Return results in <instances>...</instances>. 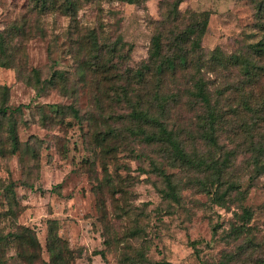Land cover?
Wrapping results in <instances>:
<instances>
[{
    "label": "rangeland",
    "instance_id": "rangeland-1",
    "mask_svg": "<svg viewBox=\"0 0 264 264\" xmlns=\"http://www.w3.org/2000/svg\"><path fill=\"white\" fill-rule=\"evenodd\" d=\"M46 1L52 7L40 12L39 0H0V31L25 25V38L17 40L23 43L21 68L25 76L37 70L44 87L37 93L15 70L0 68V86L9 91L8 106L21 107V114L15 115L18 150L12 151L6 128L0 127V233L27 228L39 245L35 264L49 261V232L74 252L70 264H129L126 257L139 251L150 264H216L223 252L234 253L240 243L225 236L240 224L242 210L248 209L250 233L262 250L243 259L261 264L264 170L259 172L254 163L264 161V122L258 114L239 108L245 79L234 68L202 73L212 81L214 93L226 90L218 103L222 118L215 126L216 148L210 149L201 138L199 127L206 125L202 108L190 107L182 98L172 117L182 125L188 149L196 150L203 160L220 152V160L230 155L224 181L238 184L243 196L235 189L226 197V207H220L197 184L204 182L203 173L171 169L156 148L127 134L131 110L117 103L125 86L121 75L147 60L151 38L163 28L164 14L176 0H144L139 5L124 0H75L70 10L66 0ZM260 2L182 0L179 19L164 25V32L174 27L184 30L206 18L203 52L219 49L225 57L253 56V46L264 41L257 14ZM90 30L100 42L117 48L110 57L108 78L97 73L94 60L92 64L87 59L88 47L78 44L77 35ZM55 71L65 73L66 92L45 84ZM256 87L259 103L264 101V77ZM57 106H73L79 119L69 112L55 113ZM111 129L117 139L106 135ZM104 136L106 141L99 142ZM151 160L170 175L178 203L165 198L167 185ZM225 189L226 184L219 193ZM192 243H197L196 252ZM16 256L10 247L1 259L4 264H25Z\"/></svg>",
    "mask_w": 264,
    "mask_h": 264
},
{
    "label": "trees",
    "instance_id": "trees-1",
    "mask_svg": "<svg viewBox=\"0 0 264 264\" xmlns=\"http://www.w3.org/2000/svg\"><path fill=\"white\" fill-rule=\"evenodd\" d=\"M124 1L128 4L139 5L144 0ZM181 1H174L171 9L164 14L161 23L163 28L152 36L147 60L136 70L128 68L126 73L121 75L125 86L121 88L117 103L127 104L131 110L127 118L130 127L126 129L130 137L140 138V144L156 148L158 157L163 159L171 169L203 173L204 182H198L199 187L206 194H210L213 203L220 207H226V197H230L233 190H238L240 196H243V192L238 189V184L224 181L230 155L227 154L223 160H220L222 157L220 152L218 155L211 154L206 160H203L196 150H189L182 134L184 132L181 128L182 125L172 119L173 112L182 98H186L188 106L202 108L206 112V125L199 127L202 131L200 132L202 133L201 138L206 141L210 149L216 148L218 143L215 126L222 118L219 115L218 103L226 90H216L214 93L211 90L212 81L206 79L205 74L202 73L204 70L214 73L218 70L227 71L229 68H234L245 79L243 88L240 89L243 94L240 103H238L240 104L239 108H242L247 114H258L257 119L264 122V101L258 103L254 90L261 77H264V63H260L261 60H264V41L253 46L255 48L253 56L255 57L245 55L225 57L219 49L205 53L201 48V39L206 30V18L187 25L184 30L174 27V30L170 29L168 32H164V25H171L179 19L178 6ZM36 6L40 12L52 7L46 0H39ZM73 7H75V0H66V9L70 10ZM257 14L262 22L259 28L264 32V0H261L257 5ZM25 36L24 24L13 25L9 30L0 31V68L15 70L19 79L40 93L44 87L38 71L32 70V74L25 76L24 70L21 68L23 43L17 40L24 39ZM77 37H79L78 44L88 47L87 59L90 62L91 60L95 61L97 73L103 74L101 75L103 78H108L106 73L110 70V65L113 64L110 57L116 53L117 48L108 47L104 42H100L93 30H90L86 35H77ZM165 46L169 48L167 51L164 50ZM76 61L78 64V59ZM82 63L84 67H89L83 60ZM91 63L93 64V62ZM179 77L182 80L180 83ZM44 82L52 87L59 86L62 92L67 90V77L61 71L53 72L51 78ZM8 97V87L0 86V127L6 128L8 140L14 152L19 148L15 115L21 114V107L12 109L8 106ZM54 112L60 115L69 112L73 118L79 119L78 111L73 106L67 108L57 106L54 108ZM112 131L114 130H109L106 135L117 139ZM105 141L106 137L104 136L99 142L104 143ZM262 152L264 154V148H262ZM258 162L254 163L256 169L259 172L263 171L264 161L260 164ZM151 164L167 185V191L163 192L165 198L178 203L179 196L176 185L171 181L170 175L166 174L164 169L152 160ZM205 167L208 168L207 171H205ZM224 184H226V189L219 193ZM250 219V210L243 209L238 216L240 224L233 225L225 236V238H232L233 241L240 243L236 246L234 253L223 252L220 261L216 264H247L244 257L250 258L254 252L262 250L261 245L254 242L250 233L251 228L248 226ZM212 233L216 235L215 227H212ZM196 244L192 243L195 252L197 251ZM10 247L15 248L16 257L25 264H35L39 260L38 242L27 228H21L19 231L7 235L0 233V264H4L1 259L4 250ZM46 247L49 256L47 264H70L74 259V252L54 232H49ZM97 254L105 260L103 252ZM125 261L129 264H150L143 251L137 252L135 256L126 257ZM259 262L264 264V260Z\"/></svg>",
    "mask_w": 264,
    "mask_h": 264
}]
</instances>
